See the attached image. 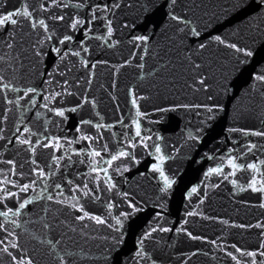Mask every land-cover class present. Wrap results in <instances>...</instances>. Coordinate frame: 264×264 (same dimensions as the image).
Masks as SVG:
<instances>
[{"label": "water", "instance_id": "1", "mask_svg": "<svg viewBox=\"0 0 264 264\" xmlns=\"http://www.w3.org/2000/svg\"><path fill=\"white\" fill-rule=\"evenodd\" d=\"M112 2L59 0L65 6H57L51 0H0V14L20 10L18 17L14 15L16 25L0 26V74L3 83L20 89L18 93L0 89V117L5 112L8 117L7 121L0 119V129L13 141L0 140V159H13L16 173L21 164L28 171L30 158L48 173L50 156L64 151L76 161V153L67 145L53 153L35 145L33 134L71 139L78 135L75 128L84 119L109 126L99 130L103 141L92 147L99 149L107 141L109 150L115 151V141L120 139L138 161L127 163L120 174L109 169L118 185L112 191H105L103 184L97 189L89 183L99 197L95 200L70 191L64 180L67 176L80 184L81 178L75 176L79 171L88 174L85 182L90 181L96 174L90 173L87 161L68 169L53 165L55 175L38 181L28 192L7 185L17 196L0 202V212L12 208L14 213L18 201L30 202L19 214L0 216V264L19 260L31 264H264L260 255L264 252V191L249 186L253 178L256 189L264 182V164L259 163L264 160V137L253 134L264 131V82L256 78L264 75V0H176L174 7H170L171 0H115L119 8L97 11L98 19L87 23L91 5ZM25 11L31 16L25 18ZM172 12L189 21L200 35L187 29L178 32L169 16ZM76 18L86 22L72 29L71 20ZM108 27L113 29L110 36ZM64 35L72 40L60 44ZM138 35H148L149 40H135ZM215 36L223 42L212 39ZM5 41L13 47H5ZM200 43L206 47L199 48ZM233 43L253 55L245 57L229 47ZM29 86L48 87L52 93L67 88L75 95L50 98L49 109L42 106L43 93L36 97L35 107L27 103L28 97L15 103ZM84 95L95 104L84 103L76 112H66V120L50 111L53 106L74 107ZM121 118L126 128L116 123ZM132 120L139 121L141 136L152 137L147 149L137 143L140 137H135ZM25 126L31 127V133H23ZM16 128L21 129L22 138L32 137L35 153L15 142ZM81 131L97 135L94 128L84 126ZM124 132L133 138L135 148L127 144ZM154 143L166 157L162 168L173 182L167 190L164 178L151 167L160 155ZM250 143L257 147L249 153ZM82 147H88L87 142L72 145L76 150ZM229 155L238 156L237 163H257L259 171L236 170L230 175ZM221 162L223 174L208 172ZM116 166L119 162H113ZM12 167L0 163V182L5 178L28 182L13 174ZM56 183L62 188L56 189ZM193 187L197 191L189 196ZM49 193L54 199L47 198ZM129 200L137 211L129 207ZM73 203L89 215L78 219L83 213ZM124 212L129 215L121 216ZM245 251L257 255L248 257Z\"/></svg>", "mask_w": 264, "mask_h": 264}, {"label": "snow or ice", "instance_id": "2", "mask_svg": "<svg viewBox=\"0 0 264 264\" xmlns=\"http://www.w3.org/2000/svg\"><path fill=\"white\" fill-rule=\"evenodd\" d=\"M51 2L57 6H65V5H61L59 3V0H51ZM149 3H151V0H149ZM176 3V0H171V4L170 7H174ZM41 8L44 7V5H40ZM77 7H82V5H77ZM120 7V4L118 2H115V0H113L112 3H95L93 5H91V9H92V15L90 16V19L87 21V23H92V21H95L98 19V17L95 15V13L97 11H108L111 12L113 9H117ZM15 16H19L20 15V10L19 9H15L14 11H9L5 14H0V26H4L8 23H10L11 25H16L17 24V19L14 18ZM23 16L25 18H28L31 16V13L28 11H25L23 13ZM170 18L176 22L177 25V31L184 33L185 29H187L189 32L194 33L196 36H199L200 33L198 31H196L195 28L190 27V22L184 20V18L180 15L175 14L174 12L169 13ZM55 19L58 20H63L64 17L62 16H57L55 17ZM86 21L82 18H76V19H72L71 23H70V27L72 29H77L79 25L84 24ZM112 23L111 20L108 21V24L110 25ZM39 24L44 27L47 30V25L45 24L44 20H40ZM127 26V25H126ZM31 27L35 28L36 24L32 23ZM107 32L109 34V36L112 34L113 29L111 27L107 28ZM47 39H51V37H47ZM135 40L141 41V42H146L149 40V36L148 35H138L136 37H134ZM212 39H214L215 41H219V42H223L222 38L220 36H215ZM8 40H12V36H9ZM72 40V36L69 35H64L62 39H60L58 42L60 44H63L65 41H71ZM81 44H83V41H81ZM5 47L7 48H12L13 47V43H10L8 41H5ZM206 45L204 43H200L199 44V48L203 49L205 48ZM229 47H231L232 49H235L238 52H241L245 55V57H251L253 55V52L246 49V48H239L237 46V44H230ZM54 51H56L57 53H59L61 50L59 48H54ZM68 53L65 52L64 56H67ZM75 55H79V52L75 53ZM3 59V58H0ZM61 59H63V57H61ZM86 63V62H85ZM93 67H95V65H93ZM142 67V65H141ZM195 68H199V65H194ZM50 77H52V79L54 80V77L52 76V74H49ZM259 81L264 82V75H257L256 77ZM4 81V76L2 74H0V89H9L11 88V90L13 92H19L20 89L16 88L15 86H13L10 83H3ZM68 81L65 80L64 84H67ZM78 83V81H77ZM200 83L204 84V80L203 78L200 79ZM45 84L48 87H51L52 85L49 84V82H45ZM48 87H42V88H36L33 86H29L27 87L24 92H23V97L18 96L17 100L15 101V103L19 104L20 100H22L24 97H28L27 103L32 105L33 107H35L37 105V100L36 97L39 96L41 93H43V108L45 109H49V103L47 102L50 98L52 100H55L56 97H60L63 96L64 94L67 95H75V93L69 92L67 88H63L61 92H55L52 93L50 91H48ZM29 94H32L31 96H29ZM8 104H13L14 101L12 100H8L7 101ZM84 103H91L92 105L95 104V101H89L87 95H84L80 101V103L76 104L74 107L71 108H65V107H55L53 106L50 111L52 113H54L57 117L62 118L63 120H66V112H76L77 110H79L82 105ZM132 103L135 104L136 103V99L135 97H133ZM177 107H179V105H177ZM184 107H187V105H185ZM204 107H207V105H205ZM30 110V109H27ZM157 111H164L163 109H156ZM37 115H39V113H37ZM97 115H99L97 113ZM140 115H144L143 113H140ZM0 119H2L3 121H7L8 117L7 114L5 112V114L0 117ZM116 123L121 124L124 128H126V125H123V120L122 118L120 120H117ZM132 123L135 125V137H140V139L138 140L137 143H139L140 145H142L145 149H147L149 147L147 141L151 140L152 137L151 136H141V125L139 123V121L137 120H132ZM86 126L87 128H94L97 130V135L96 136H92L87 134V132H82L81 128ZM57 127H59V125H57ZM106 128L109 127L108 125H102L100 123H95L93 124L92 120H84L81 119L78 122V125L75 128V133L78 135H74L73 138H69L67 136H60V135H56V136H49V135H45L44 133H35L33 135H35L37 137V139H35V145H39L45 149H52L53 153L55 152H59L61 151L65 145H67L68 149H71L73 152L76 153L77 156V160L74 161L72 159V156L68 154V151H64L63 155H55L52 154L50 156V160H51V164L48 165L49 171L48 173H45L44 169L42 167H40L39 165H37V162L35 161V159L30 158L28 161H26V163H28L29 168L28 171L25 172L24 171V165L21 164L20 168L21 171L19 173H16L15 171V161L13 159H7V160H2L0 159V163H5L7 165L13 166L10 171L19 176V177H23L25 179L28 180V182L20 184L18 182V180H11V179H7L5 178V180L3 182H0V202L2 201H6L8 198L10 197H16L17 193L11 191L7 185L11 184L15 187H17L19 190L23 191V192H28L30 190V188H34L37 185L38 181H43V178H45L46 176H54L55 173L52 171L53 165H55V167L60 168L63 167L64 169H68L71 168L75 163H85L87 161L89 168H90V173H95L96 175L92 176V179L88 182H85V180L87 179V175L85 173L79 172L77 171L75 173V176L80 177L81 178V183L80 184H76L74 179H70L67 176L64 177V180L66 182V184L69 187L70 191H80L82 192L83 197L91 199V200H95V199H99V197L97 196L96 192L92 189L89 188V183H93L95 184V187L97 189L101 188V185H105L106 188L104 189L105 191H112L114 189H116L118 187V185L116 184V182L113 180L112 175L109 174V169L112 168V172L114 174H120L121 172V168H126L127 163L130 162H137L136 160V156L128 150V148L124 145L123 141L118 139L115 141L117 147L115 151H111L108 148V143L107 141H104L103 143H101L99 145V149L97 147H92L91 145L97 143L98 141H103V133L99 132V130L101 128ZM31 127L30 126H25L23 127V133H31ZM235 131V130H233ZM240 131H244V130H240ZM3 129H0V140H6L9 144H11L13 141L10 140L7 136H4L2 134ZM247 134V133H245ZM256 136H261L264 137V131H257L255 133H253ZM123 138L127 140V144L131 145L132 148H135L137 146L136 143H133L132 140L133 138L130 137L128 135L127 132L122 133ZM15 142L23 145L27 148V150L30 153H35L36 149L33 146V140L31 136H27L22 138V134H21V129L20 128H16L15 132L13 133ZM39 137H43V140H41ZM196 139H199V136L195 137ZM79 141H85L87 142L88 147H82L79 150L76 149H72V145L74 143H77ZM152 147L154 148L156 153H160V155L157 156V161L158 163H154L151 165L153 170H156L160 173V175L164 178V182H165V189L167 190V188H170L172 185V181L170 179H168L167 176H165L163 168H162V164L164 162V160L166 159V157L163 155L162 151H161V147L158 143H154L152 145ZM257 147V145L255 144H249L247 146L248 152L250 153L252 151V149H255ZM230 151H234V150H230ZM102 153L104 154L102 156ZM2 155V154H0ZM107 157V158H105ZM99 158V159H97ZM238 160V156L236 155H229L227 157V162L230 165L231 169L233 170L230 175H235L236 170H252V171H259V168L257 166V163H237ZM62 161H66L63 165H61ZM113 162H119V166L113 167ZM260 164H264V160L259 161ZM101 164H106L107 167H103L101 166ZM209 173H217V174H223V164L221 162L220 165H218L217 167L214 168H209L208 169ZM101 173H103V180L101 179ZM207 175V173H206ZM232 183H236L235 180L232 181ZM262 183V188L261 189H256V184L257 181L255 178H253L251 180L250 183V187L253 188L254 190H258V191H264V182ZM54 187L56 189H61L62 188V184L60 183H56L54 184ZM197 191V189L195 187H193L191 189V192L188 194L189 196L192 193H195ZM123 196L127 197L128 193H122ZM49 200L54 199V196L49 193L48 197ZM73 199L78 200L79 197H74ZM29 200L28 199H24L23 202H19L18 201V207L15 208V212L13 213V209L12 208H8L7 211L5 212H0V216H4L7 217L9 215V213H13V214H19L20 210L22 208H25L26 205L29 204ZM59 203H63V201H58ZM129 207L133 210V211H137L136 206L134 204H132V202L129 200ZM114 205L109 204L108 207H113ZM73 208H80V211L83 213V215L79 216L78 219H84L85 217H87L89 215V213H87L84 208L78 204V203H73L72 204ZM129 215V213L124 212L121 213V216L127 217ZM95 219H97L98 222L100 221L99 217H94ZM117 224H120L121 221L119 219V217L116 218ZM0 228H3V225H0ZM165 230L166 229H162ZM6 231V229H5ZM145 236L148 235V233L144 234ZM188 235L191 237L192 233H188ZM194 239L196 237H193ZM0 243H3L2 241H0ZM212 243H215V241H212ZM7 247L4 248V251H7ZM236 251H241V249L237 248ZM137 255H140V253H137ZM229 256H232V253H228ZM243 255L248 256V257H254L257 255V253L255 251H245L243 253ZM260 255L264 256V252L260 253ZM233 259H235V257H233ZM13 260H16L15 257H13ZM16 264H31V261L28 260L27 262L23 261V260H19L16 262ZM239 264V262H238ZM253 264H255V261H253Z\"/></svg>", "mask_w": 264, "mask_h": 264}]
</instances>
